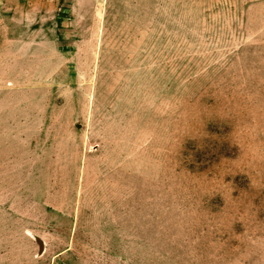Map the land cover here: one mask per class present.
I'll return each instance as SVG.
<instances>
[{"label":"rangeland","instance_id":"obj_1","mask_svg":"<svg viewBox=\"0 0 264 264\" xmlns=\"http://www.w3.org/2000/svg\"><path fill=\"white\" fill-rule=\"evenodd\" d=\"M0 264H264V0H0Z\"/></svg>","mask_w":264,"mask_h":264}]
</instances>
